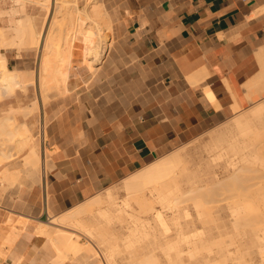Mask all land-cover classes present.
<instances>
[{"label":"crops","instance_id":"obj_1","mask_svg":"<svg viewBox=\"0 0 264 264\" xmlns=\"http://www.w3.org/2000/svg\"><path fill=\"white\" fill-rule=\"evenodd\" d=\"M102 2L112 29L103 63L45 110L54 167L41 183L24 171L23 194L0 186V264H56L53 242L36 233L49 211L80 204L264 90V0Z\"/></svg>","mask_w":264,"mask_h":264},{"label":"bare ground","instance_id":"obj_2","mask_svg":"<svg viewBox=\"0 0 264 264\" xmlns=\"http://www.w3.org/2000/svg\"><path fill=\"white\" fill-rule=\"evenodd\" d=\"M70 1L68 7L59 5V0L54 3L56 13L67 14L59 44L52 33L45 35L38 28L40 23L36 25L29 17L24 22L19 19L20 27H15L18 41L6 42L0 37V44L6 42L10 48L25 50L42 43L38 82L43 101L80 83L81 77L73 70V63L79 61L74 53L76 42L82 45V66L92 74L109 49L96 50L104 39L102 31L106 26L111 28L102 0ZM41 2L49 12L51 0ZM31 72L10 69L7 56L2 54L0 99H9L18 88L27 93L34 82ZM28 111L24 113L29 115ZM7 116L1 118L0 128L8 121L14 124ZM11 130L10 136L21 137V150L29 149L24 164L28 172L36 174L41 160L29 124L23 122L17 131ZM195 151L170 152L128 175L122 183L126 191L123 198L109 187L76 208L55 215L49 211L36 233L51 238L57 251L56 264L70 259L101 262L94 247L80 241L81 233L102 247L108 264H126L119 259L125 252L130 254V264H264V102L235 117ZM194 154H198L196 161ZM10 156L4 153L2 159ZM10 169L1 173L0 183L16 182L17 172ZM132 198L139 202L138 210ZM64 224L80 234L62 229Z\"/></svg>","mask_w":264,"mask_h":264},{"label":"rangeland","instance_id":"obj_3","mask_svg":"<svg viewBox=\"0 0 264 264\" xmlns=\"http://www.w3.org/2000/svg\"><path fill=\"white\" fill-rule=\"evenodd\" d=\"M39 1H40V3H39ZM55 1H57V0H55ZM55 1L51 0V2H50L51 3V9L48 12V11H46L45 7L42 6L43 3L41 2V0H33V1L32 0H24V1H22V0H18V1L17 0H0V29H2V30H0V32L2 31V33H3L5 31V33H4L5 35L1 36L2 35L1 34L0 37L4 38L3 41H6V42H9L12 40H14L15 42L18 41L17 38H19V36L17 35V32H18L17 28L20 27L19 19L20 20L22 19L24 22L29 17V18H32L33 20L35 19L34 22L35 21L37 22V23L35 22L36 25H39V23H40L38 28L39 29L41 28L40 31H42L45 35H47L49 32L52 33L54 38L56 39L55 43H57L61 34H63V32H64L63 31L64 28L67 27V18H66L67 14L55 12L56 11L55 9L57 7V3L54 4ZM59 1H62V3L59 5H61V6L64 5V7H68V5H71V3H72L70 0H68V1L67 0H59ZM66 4H68V5H66ZM23 16L25 18H23ZM15 20H17L18 22H16ZM52 22H53V24H52ZM15 27H17V28H15ZM102 35L104 36V39L101 40L96 45V50H98V51L110 48L112 45V42L110 41L111 35H112V29L109 26H106L105 30L102 31ZM16 36H17V38H16ZM6 42L3 43L4 45L0 44L1 45L0 46V58H1L2 54L6 55L8 58V66L10 68H16V69H20V70L34 69L32 71V72H34V74L31 72L34 77L31 75V73L29 74L32 81L34 79V82H33V85L29 87V91H27V93L23 92L21 90V88H18V90L15 91L16 94L13 95L12 97H10L9 99H5V100L0 99V121H1V118L3 120L6 117V115H9L11 117V119H14L13 120V122L15 121L14 124L15 123L17 124V125H14L12 123L13 125H11V123L8 121L7 123L2 125L3 126L2 128H0V149H1L0 151H2V152H0V160H3L2 157H3L4 153L11 155L9 158L4 159L3 160L4 163L2 162V164L0 165V174L5 169H8V167L11 168L10 169L11 171L17 172L16 178H15L16 182L14 181L15 183H13V182H12V184L6 183L5 185H3V182H2V183H0V186H2V187L5 186L3 188L6 191H10L12 189H18V191L22 192V194H23L27 191L25 189L26 188L28 189V186H25L23 181L27 180V179H31V176H29L26 173V172H28V170L24 164V158L27 155V152L29 151V149L28 150L27 149L21 150V148H22V145L20 143L21 137L20 136L18 137V135H16L17 137L14 138V137L10 136L9 131H12L11 129H13V131H14V129L17 131V129H19L20 126L22 125V122H27L29 124V127L31 128V131H32L31 133L33 135L32 143H34V145L38 148L39 154H40V160L41 161L39 163L41 166L39 165L40 167L38 168V171L36 174H38L39 179H40L39 183H41L43 177L45 175H47L50 172V170L54 167L53 164L51 163L52 151L49 150L47 147H45V143H47V141H48L47 136L45 134L46 116H47L45 114V110L48 107V105L51 103L52 100H54L56 98H60L62 96H65L69 92L75 91L76 89H78V87L80 85L87 82L90 77L88 76V73L85 71L86 67L84 68L82 66L81 61H80V58L82 57V48H81L82 45H81V42L78 41V42H76L77 45H76L74 53H75V57L79 61L77 60L78 62L73 63L75 65L74 66L75 68L73 70L75 72H77L79 77H81L80 83L75 87V89H73L71 91H66V92H63L61 94H56V93L53 94L52 93L53 96H51L52 95L51 94L50 97L47 98L46 101H43L44 96H43V93L41 91V87H40L39 82H38V75H39V64L38 63L40 61V57H41L42 52H43L42 43L36 47H33L34 44H32L29 46V48H25V50H24V49H20L18 47H14V48L11 47L10 48V46H7L5 44ZM58 44H59V42H58ZM106 54H105V56H106ZM101 61H100V64L98 65V67L101 66V64L104 61V58ZM82 75H83L84 79L82 78ZM258 95L260 98L257 100H256V97L255 98L251 97V100L253 102L249 106L244 107V108H235L236 113L233 116H231L230 118L226 119L221 124L214 125V126L210 127L207 131L196 135L195 137L191 138L190 140L178 143L174 148H172L168 152L162 154L161 156L166 155L170 152L182 151V150H189L192 152H196L195 150L199 149L200 146H203V145L209 143L213 133L215 134L218 130H220L225 125H227L229 122H231L235 117L239 116L240 114L242 115L246 112L251 111L255 105L259 104L260 102H264V90H262V92ZM42 97H43V99H42ZM34 104H36V106L38 105L37 106L38 108ZM32 106H34L35 109ZM29 109H32V110H30V113L28 111ZM26 111H28L29 115L26 114L27 113ZM24 112H26V113H24ZM9 116H7V117H9ZM0 126H1V123H0ZM6 128L7 129L11 128V129L10 130L8 129L7 132H5ZM2 131L5 132V134H3ZM7 135H9L10 137ZM197 155H195L194 159L196 157L198 159ZM161 156L157 157L156 159H153L150 162L157 160ZM197 159H195V161ZM221 159L222 158H218V160H221ZM44 161H45V163H44ZM149 163H147V164H149ZM191 163L193 164L194 162H191ZM147 164H145L141 167H138L132 173H135L136 171L140 170L141 168H143ZM43 168L45 169L46 172L43 170ZM24 171H26V172H24ZM124 179H122L118 182H115L114 184H111V185L107 186L106 188H104L100 191H97L92 196L87 197L84 201L93 197L94 195H97L99 193L100 194L104 193V191H106V189L109 187L111 189H115V191L117 192V194H116L117 197H119V198L125 197L126 191L124 190L123 184H122ZM131 202L133 203V206L135 209L138 210L140 208V204H139V202L136 201L135 198H132ZM157 206H160V205L157 204ZM76 207H77V205L72 207V208H76ZM72 208H69V209H72ZM51 214L55 215L53 213H51ZM48 217L47 218L45 217L43 220H47ZM39 223H40V221L38 222V224ZM60 227H62V226H60ZM54 229H57V228H54ZM62 229L67 230L69 233L74 232V233L80 234L73 226L68 225V224H64ZM62 231H64V230H62ZM48 238L51 241V238L50 237H48ZM79 239L82 243L87 242L89 245L94 247V249L98 253L99 258L101 259V262L96 263V262H94V260H89L88 262L87 261L82 262V261L71 260V259L67 260L66 262H72L74 264H82V263L85 264V262H87L86 264H88L89 262L91 263V261H93L91 264H94V263L95 264H102V263L108 264L107 262H105V257H104L102 247L95 240L90 239L88 236H86L82 233L80 234ZM55 249L56 248H54V250ZM55 252L57 254L56 250H55ZM119 259L122 262H125L126 264H130L132 261L130 254L127 252L121 254L119 256Z\"/></svg>","mask_w":264,"mask_h":264}]
</instances>
